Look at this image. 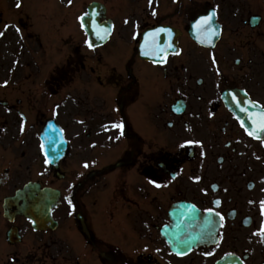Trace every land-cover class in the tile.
I'll return each instance as SVG.
<instances>
[{
	"label": "flooded vegetation",
	"instance_id": "obj_1",
	"mask_svg": "<svg viewBox=\"0 0 264 264\" xmlns=\"http://www.w3.org/2000/svg\"><path fill=\"white\" fill-rule=\"evenodd\" d=\"M0 33V264H264V0H0Z\"/></svg>",
	"mask_w": 264,
	"mask_h": 264
},
{
	"label": "water",
	"instance_id": "obj_2",
	"mask_svg": "<svg viewBox=\"0 0 264 264\" xmlns=\"http://www.w3.org/2000/svg\"><path fill=\"white\" fill-rule=\"evenodd\" d=\"M164 41V40H163ZM163 41H161V42H163ZM55 141V140H54ZM54 141H47L46 143H45V145H46V152H47V154L49 155V156H51L52 155V148H53V145H55V143L56 142H54ZM54 142V143H53ZM61 146L63 147V143H61Z\"/></svg>",
	"mask_w": 264,
	"mask_h": 264
},
{
	"label": "snow or ice",
	"instance_id": "obj_3",
	"mask_svg": "<svg viewBox=\"0 0 264 264\" xmlns=\"http://www.w3.org/2000/svg\"><path fill=\"white\" fill-rule=\"evenodd\" d=\"M81 21L83 23V17H81ZM0 34H2V33H0ZM242 110H244V109H242ZM209 212H211V210H209ZM262 235H264V232H262Z\"/></svg>",
	"mask_w": 264,
	"mask_h": 264
}]
</instances>
